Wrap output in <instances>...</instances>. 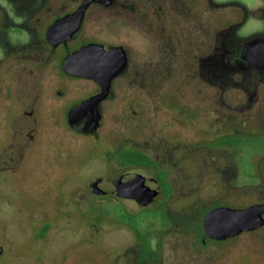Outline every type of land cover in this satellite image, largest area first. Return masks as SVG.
Masks as SVG:
<instances>
[{"label":"flooded vegetation","instance_id":"1","mask_svg":"<svg viewBox=\"0 0 264 264\" xmlns=\"http://www.w3.org/2000/svg\"><path fill=\"white\" fill-rule=\"evenodd\" d=\"M85 1L0 0V160L25 161L38 154L36 151L43 147L39 139L45 127L65 128L72 137L91 139L100 144V131L108 112L115 108L121 142L114 146L125 148L135 159L150 165L118 171V175L116 173L117 176L108 181L110 189H102L104 179L98 178L86 186V196H113L124 203H135L140 209L151 208L163 194L154 171H167L163 179L173 191L165 199V208L172 209V205L176 204L173 197L179 190L185 191L183 193L195 192L198 199L202 197L208 203L214 202L199 219L192 210L173 207L182 215L184 229L189 231L181 233L182 236L210 249L243 235L257 234L264 247V218L255 229L219 240L210 238L204 227L205 217L213 209L242 210L264 206V154L259 158L258 168L244 176L236 168L234 154L235 169L225 171L218 163L215 168L205 169L204 153L197 154V161L193 162L188 176L172 165L170 161L173 159L169 155L181 147L186 150L189 132L180 122L177 112L178 106L181 107L180 112L190 109L191 94L195 98L192 97V100L200 102L197 106H202L204 117L210 123L208 129L200 131L202 137L207 138L204 145L209 142V134L212 133L219 132L231 139L245 132L244 125H239L241 130L226 131V127L214 130L215 124L220 125V105L228 111L248 109V116L245 110V116L233 115L231 118L234 121L237 118L262 119L259 106L264 100V57H261L264 51L258 48L253 55L247 45L264 38V31L241 35L252 18L251 9L239 3L228 4L236 8L235 13L238 12L240 18L221 28L218 13L226 5L213 0H92L82 19L78 20L76 13ZM209 13L212 17H207ZM56 23H59L58 28L50 34ZM90 45L101 46L97 49L102 54L113 49L109 54L104 53L108 62L101 82L70 74L64 68L68 57ZM92 57L90 55L82 62H88ZM71 67L82 72L80 64ZM103 90L106 93L100 102L98 127L93 129L88 116L80 121V129L75 124L71 125L68 118L70 109L101 94ZM227 90L233 97L232 101L241 100L244 103L238 104L241 108L226 103ZM177 93L181 97V105L173 100ZM82 127H90V132H82ZM260 129L264 130V125ZM68 155L67 161H71L76 156V148ZM9 169V163L0 164V176ZM75 169L64 172L71 173ZM142 170L145 172H140ZM122 176L124 181L144 178L148 186L159 191L158 196L149 205L141 206L135 199L116 195L113 182ZM173 176L180 179L177 188L170 181ZM182 176L199 180L212 178L214 185L205 186L203 190L201 185L198 190H185ZM206 188H213L217 193L204 196ZM242 196L246 202L234 201ZM192 197L187 198L190 208L198 200L192 201ZM168 216H165V223L172 226ZM134 238L136 240L135 234ZM162 241L158 243V251L155 250V259L149 255L154 251L151 250V240L143 250L138 249L137 243L133 246L137 256L145 257L146 262L140 264H162V250L159 249ZM4 253L1 251L0 259Z\"/></svg>","mask_w":264,"mask_h":264},{"label":"rangeland","instance_id":"2","mask_svg":"<svg viewBox=\"0 0 264 264\" xmlns=\"http://www.w3.org/2000/svg\"><path fill=\"white\" fill-rule=\"evenodd\" d=\"M213 1L226 5L218 13L221 28L239 21L236 8L227 6L239 3L252 11V18L242 29L241 35L248 36L264 31V0ZM207 17H212V13L207 14ZM262 93L264 94V90ZM177 95L173 100L181 105V97L178 93ZM191 95L190 109L180 112L181 107L178 106L180 122L187 127L189 135L187 134L186 150L181 147L169 154L173 159L170 161L173 162L172 165L181 174L185 171L188 176L193 162L197 161V154L204 153L205 169L215 168L218 163L222 171L232 170L235 169L234 154L236 168L240 169L243 176L258 168L259 158L264 154V130L260 129L264 125V100L259 106L262 118L259 120L237 118L234 121L231 117L235 114L243 116L245 110L248 116V109L228 111L220 105V125L215 124L214 130L225 127L226 131H234L236 128L241 130L239 125H244L245 132L231 139L221 136L219 132L209 134L210 140L205 145L233 150L209 149L204 145L207 138L202 137L200 131L208 129L210 123L204 117L202 106H197L200 102L192 100ZM232 99L227 90L226 103L236 107L244 104L241 100L235 102ZM117 120L118 112L114 108L108 112L106 123L100 131V144L95 140L72 137L65 128L45 127L39 139L43 147L36 151L38 154L25 161L0 160V164L10 165L8 172L0 176V245L3 247L2 252L5 251L0 264H140L146 262L145 257L137 256L136 250L132 248L137 243L140 247L138 249L143 250L150 240L151 250L154 251L149 255L153 259L157 258V246L163 240L159 245L162 250V264H264V247L257 234L243 235L210 249L182 236L189 231L184 229V219L175 208L182 206L183 209L192 210L199 219L214 202L208 203L202 197L198 199L195 192L183 193L185 191L179 190L173 197V203L176 204L172 206L175 208H165V199L173 191L163 179L167 171H154L163 194L151 208L140 209L135 203H124L113 196H86V186L98 178L104 179L101 182L102 189H110L108 181L114 179L118 171L149 164L135 159L125 148L117 149L114 146L121 142ZM74 147L76 156L67 161L70 157L68 153H74ZM152 157L155 158L156 155L152 154ZM152 167L155 169V165ZM70 168L76 169L71 173L64 172ZM179 180V177L173 176L170 181L177 188L180 185ZM182 180L185 190H198L200 185L203 190L205 186L214 185V179L208 177L199 180L182 176ZM209 189L203 191L204 196L217 193L213 188ZM187 194L191 197L194 195L192 201L199 200L191 208ZM234 201L244 203L246 198L242 196ZM167 215L173 223L172 226L165 223Z\"/></svg>","mask_w":264,"mask_h":264},{"label":"water","instance_id":"3","mask_svg":"<svg viewBox=\"0 0 264 264\" xmlns=\"http://www.w3.org/2000/svg\"><path fill=\"white\" fill-rule=\"evenodd\" d=\"M91 1L92 0H86L85 3L77 11L76 16L78 20L82 19L83 14L87 9V7L89 6V4L91 3ZM58 24L56 23V25H54L51 28L50 34L53 33L58 28ZM247 46H250L247 49L248 50L250 49L252 53L253 51L257 52L258 48L264 51V38L257 39L252 43V45L248 44ZM97 48H102V47L101 46L98 47L97 45L86 46L77 53H75L74 55L68 57L64 65L65 70L70 74L95 78L96 80L101 82L102 75L106 73L105 69L108 62L105 54L111 53L113 49H111L108 52L106 51L104 52V50L102 49L103 52L105 53L102 54L100 51H98L100 49ZM254 53L253 55H255ZM90 55L93 56L92 57L93 59L83 63L82 61H84V59ZM261 57H264V54H262ZM74 64H78V65L80 64L81 66L80 69L82 72L80 71L77 72L79 69L75 71L71 67ZM104 90L101 94L92 97L89 100L84 101L79 105H76L70 109L68 113V118L71 125L75 124L76 127L80 129L81 127L80 121L88 116L89 118L91 117L89 123L91 126L93 124V129H96L98 127L99 121L101 119L100 108H99L100 102L104 99L106 93L105 92L106 90L105 91ZM81 131L84 133H89L90 127L83 128L81 129ZM113 184L116 187V192H115L116 195L128 199H135L141 206L149 205L154 201V199L159 194V191L157 189L153 188L152 186L150 187L146 184L144 178L138 180L124 181V177L122 176L117 180H115ZM99 193H104V192L99 191ZM263 218H264V206H254L242 210L217 208L211 210L206 215L204 220V227H205V231L207 232L210 238L219 240L229 236L238 235L243 231L255 229L263 223ZM1 251L2 249L0 247V254Z\"/></svg>","mask_w":264,"mask_h":264}]
</instances>
